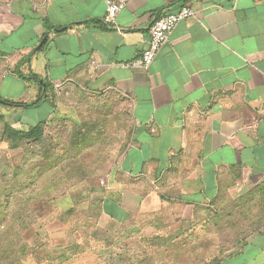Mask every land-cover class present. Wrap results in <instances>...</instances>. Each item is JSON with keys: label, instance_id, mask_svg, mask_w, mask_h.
I'll use <instances>...</instances> for the list:
<instances>
[{"label": "crops", "instance_id": "0c3cea01", "mask_svg": "<svg viewBox=\"0 0 264 264\" xmlns=\"http://www.w3.org/2000/svg\"><path fill=\"white\" fill-rule=\"evenodd\" d=\"M183 6L194 15L178 23L149 69L130 67L148 46L153 21ZM104 13V0H0L7 87L23 93L28 75H37L52 85L55 108L65 90L125 98L134 129L112 176L143 183L180 224L210 221L214 209L233 207L263 185L264 0H126L121 30L106 27ZM31 90L36 104L11 101L39 107L46 89ZM24 114L5 123L26 129L45 120ZM118 182L104 190H119ZM104 203L121 226L120 204ZM136 203L144 211L150 201ZM221 264H264V227Z\"/></svg>", "mask_w": 264, "mask_h": 264}, {"label": "rangeland", "instance_id": "374dc122", "mask_svg": "<svg viewBox=\"0 0 264 264\" xmlns=\"http://www.w3.org/2000/svg\"><path fill=\"white\" fill-rule=\"evenodd\" d=\"M6 77L0 76V264H221L243 237L264 227V184L235 206L214 209L210 221L180 224L155 206L157 198L145 193L143 183L121 176L118 182L119 171L112 172L134 129L122 96L65 90L55 108L48 87L41 105L25 110L2 101L33 102L38 97L31 89L41 81L31 75L28 92L22 93L18 85L8 88L11 77ZM23 112L40 116L37 120L52 115L42 143L12 144L1 136L4 123L19 120ZM29 172L35 175L34 193L22 194L32 211L1 212L15 191L21 198ZM110 181L121 183L120 189L104 190ZM135 186L141 190L134 197ZM107 198L120 204L114 212L123 217L121 226L105 213ZM145 200L150 203L143 211L136 202Z\"/></svg>", "mask_w": 264, "mask_h": 264}, {"label": "built area", "instance_id": "2783aa9c", "mask_svg": "<svg viewBox=\"0 0 264 264\" xmlns=\"http://www.w3.org/2000/svg\"><path fill=\"white\" fill-rule=\"evenodd\" d=\"M104 2L105 13L102 19L104 25L108 28L121 30L117 25V15L124 9L126 0H104ZM193 15L194 9L192 7L183 6L177 12L165 14L156 18L150 27L148 46L143 50L138 59L130 61L128 65L133 68L148 70L161 47L167 42L170 33L176 28L178 23L192 17Z\"/></svg>", "mask_w": 264, "mask_h": 264}, {"label": "trees", "instance_id": "16d2710c", "mask_svg": "<svg viewBox=\"0 0 264 264\" xmlns=\"http://www.w3.org/2000/svg\"><path fill=\"white\" fill-rule=\"evenodd\" d=\"M32 78L38 80L39 82L41 81L40 82L41 86L45 87L46 91L43 94V96L41 95L42 99L45 98L47 96L46 92H47L48 87L51 88L52 85H50L46 81L40 80V78L37 75H32ZM27 79H31V76L27 77ZM2 102L4 104H9V105H13V106L20 104V103L12 102L10 100H3ZM34 104H36V102L25 103L24 105L29 106V105H34ZM49 119H45L43 121H40L36 125L28 127L26 129H20V128L18 129V128L13 127L11 124L5 123L4 129H2V135L1 136H4V138L12 144H14V143L15 144L16 143L22 144L23 142H40V143H42V140H44L45 136H46L45 127H46ZM48 155L52 156L57 161L61 158V155L51 154V152ZM14 171H16V173H17L18 169H15ZM18 173H20V172H18ZM26 177H27L26 178L27 180L25 181V179H24L25 182L23 181V189L21 191V198L18 197L20 193H16V191H15L14 192L15 195L13 194V195L8 196L7 203H4V206H2L1 212H5L6 215H9V216L10 215L14 216L16 213L21 212L22 207H23V214L22 215H25L26 213H28V211L29 212L32 211L31 206L29 204H27L26 202L24 203V197H23L22 193H23V190L26 193H30V194L34 193L33 188H34L35 182L33 180L35 178V175L33 174V172H29V173H27ZM94 190H96V188ZM12 191H14V190H12ZM9 192H11V191L9 190L8 193ZM8 193H6V194H8ZM16 198H19V201H16ZM28 199H29V196H28L27 200ZM72 209L68 212V214L74 213L73 212L74 209L73 210ZM21 226L27 227L28 224L26 222H24L21 224Z\"/></svg>", "mask_w": 264, "mask_h": 264}]
</instances>
